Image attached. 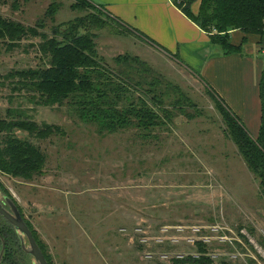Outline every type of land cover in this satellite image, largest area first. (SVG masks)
Here are the masks:
<instances>
[{"label": "rangeland", "instance_id": "374dc122", "mask_svg": "<svg viewBox=\"0 0 264 264\" xmlns=\"http://www.w3.org/2000/svg\"><path fill=\"white\" fill-rule=\"evenodd\" d=\"M77 2L0 0V16L33 27L43 23L40 31L49 37L55 27L78 17L102 20L94 33L106 67L130 79L133 100L141 96L151 106L149 83L159 81L157 92L164 93V108L173 121L149 131L100 132L97 124L79 119L68 100L43 105L39 94L9 76L48 65L39 50L40 36L15 46L1 43L0 119L14 109L62 128L46 139L15 133L46 154L42 174L28 180L0 172L1 184L52 264H177L174 260L200 254L212 264H264L260 179L228 136L212 89L194 69L150 51L128 27ZM119 55L139 57L151 73L137 63L117 61ZM25 255L23 263L35 264Z\"/></svg>", "mask_w": 264, "mask_h": 264}, {"label": "trees", "instance_id": "16d2710c", "mask_svg": "<svg viewBox=\"0 0 264 264\" xmlns=\"http://www.w3.org/2000/svg\"><path fill=\"white\" fill-rule=\"evenodd\" d=\"M172 2L185 16L207 32L211 44L219 46L225 55L243 54L249 35L261 38L264 36V0H172ZM77 3V6L94 8L101 15L116 21L103 5L88 0H79ZM196 4H199L197 11L194 10ZM54 11L55 9L51 10ZM102 26L103 21L95 17L91 19L78 17L58 26L59 28L55 27L53 36L49 37L40 31L44 27L43 23L33 27L0 16V45L6 43L7 47L15 46L25 38L40 36L43 40L39 50L48 59V65L45 67L14 71L9 76L18 78L22 89L39 94V102L43 105H63L68 100V105L75 110L79 119L97 124L100 132H117L128 127L149 131L155 127L165 126L167 121H173L164 108L162 100L164 93L157 92L159 81L153 80L149 83L151 88L147 92L154 103L151 106L141 96L137 97L138 101L133 100L134 90L129 83L130 79L127 78L128 82L106 67L97 48V34L94 33V27ZM234 30H241L245 34L241 41L235 44L230 38ZM116 60L137 63L141 65L139 70L151 73L148 66L146 67L137 56L133 58L130 55H119ZM258 86L262 115L260 130L256 137L251 135L226 101L221 99L212 87L210 88L224 117L228 136L237 144L249 170L259 177L264 194V70ZM158 110L163 111L167 118L163 119ZM16 112L18 111L10 109L7 113L8 118L0 119V172L11 177L31 180L43 173L46 154L31 141L16 136V131H27L37 138L46 139L54 134H60L62 128L54 124L37 123ZM183 112L193 117L188 112ZM144 135L148 136V133ZM0 190L10 197L21 211L15 198L1 182ZM28 225L30 227L29 223ZM30 230L43 250L46 260L52 264L51 256L43 248L37 234L31 227ZM201 249V252L205 251L203 247ZM11 257L10 253L7 254L5 261L11 264ZM186 258L174 261L177 264L213 263L205 254H200L197 258L193 256Z\"/></svg>", "mask_w": 264, "mask_h": 264}, {"label": "crops", "instance_id": "0c3cea01", "mask_svg": "<svg viewBox=\"0 0 264 264\" xmlns=\"http://www.w3.org/2000/svg\"><path fill=\"white\" fill-rule=\"evenodd\" d=\"M88 1L103 5L150 51L180 61L200 73L204 83L245 120L250 133L258 135L262 115L258 84L264 70L261 52L264 36L249 35L243 54L225 55L219 46L211 44L209 34L185 16L172 0ZM244 35L241 30H234L232 43H239Z\"/></svg>", "mask_w": 264, "mask_h": 264}, {"label": "water", "instance_id": "95a60500", "mask_svg": "<svg viewBox=\"0 0 264 264\" xmlns=\"http://www.w3.org/2000/svg\"><path fill=\"white\" fill-rule=\"evenodd\" d=\"M0 214L14 225L15 229L19 232V235L23 237V249L26 253L33 257V263L35 264H49L46 260L43 250L39 247L37 240L32 234L28 223L24 220L23 215L10 197H7L0 190ZM26 241H28V248L26 247ZM27 248V249H26Z\"/></svg>", "mask_w": 264, "mask_h": 264}, {"label": "flooded vegetation", "instance_id": "af4514ba", "mask_svg": "<svg viewBox=\"0 0 264 264\" xmlns=\"http://www.w3.org/2000/svg\"><path fill=\"white\" fill-rule=\"evenodd\" d=\"M7 222L9 221L3 216L0 218V264H10L5 261V257L9 253L12 255L11 264H25L22 257L26 254L25 249H23V237L19 235L14 225Z\"/></svg>", "mask_w": 264, "mask_h": 264}]
</instances>
